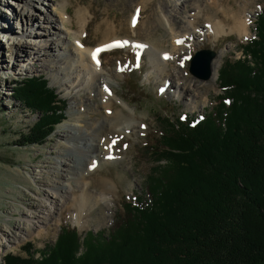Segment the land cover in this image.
<instances>
[{"label":"rangeland","instance_id":"374dc122","mask_svg":"<svg viewBox=\"0 0 264 264\" xmlns=\"http://www.w3.org/2000/svg\"><path fill=\"white\" fill-rule=\"evenodd\" d=\"M98 1L105 4L102 9L107 14L118 19L120 27L126 28H123V32L119 34L123 37L120 40L123 44L105 50L102 55L104 65L99 66L97 70L102 75V81L105 84L102 88L107 91V97L98 93L101 83H94V80L91 82L92 85L89 83L92 78L89 79L90 76L86 74L88 72L80 71L78 74L72 72L69 76H63L51 70L41 72L36 69L30 72L27 71L29 59L25 62L21 61L18 66H11L8 46L12 45L13 40L20 45L18 42L22 36L17 35L16 31L8 34L0 31V57L7 64V70L0 73V233L5 232L7 236H12L10 227L4 225L5 223L10 222L9 225H13L18 219L22 222L27 219L38 220V218L34 220L33 215L37 213L39 201L46 200L44 193H51L48 197L51 201L60 199L58 208L64 207H61V214L53 208H48L52 211L48 223L40 224V226L38 222L35 223L29 233L24 232L20 228L23 224L18 223L20 226L15 227L17 236L13 237V240L7 241L6 234L2 235L0 264H9L10 256L27 257L33 254L39 257L54 246L63 226L74 227L81 238L88 231L94 233L104 231V235L107 236L118 216L123 213L124 203L145 194V182L157 165L153 150L160 144L159 136L164 128L165 119L175 123L177 119L187 121L198 116H206L219 101L218 97L222 94L219 87V75L215 82L210 81L211 78L201 80L192 75L188 69L191 56L199 49L210 48L215 51L216 56L220 54L219 70L225 61L243 58L245 55L242 54L241 45L250 38H257L255 20L264 7V0ZM5 2L6 0H0V18L12 12L7 9ZM227 2L235 9L240 8L242 16L247 14L249 17L251 31L247 36L241 37L234 32L216 36L208 29L207 22L204 20V17L208 15L206 11L210 9V12L221 11L222 7H226ZM41 3H46L49 7L48 1L45 0H39L35 4L43 7ZM132 9L133 13L130 14ZM33 12L35 20L46 24L43 18L45 15L41 10H33ZM136 14L139 21L134 23L138 26L132 28L127 21L129 17L132 20ZM20 18L22 19V16L14 15V28L18 29L20 23L25 26L26 22L24 19L20 22ZM215 19L218 20V17ZM192 22L197 24L193 25ZM27 27H29L27 34L23 36L26 44L35 38L33 32L36 31V26L31 28L29 20ZM195 30L200 37H194L193 41L183 38L179 47H176L180 35ZM127 35L131 38H127ZM173 44L176 45L173 46ZM32 47L31 44H27V48L35 51ZM73 48H75L74 45ZM180 49L181 54L176 56L175 52ZM65 51L68 54L70 52L68 48ZM71 57L78 63L77 55L74 54ZM157 58H165L167 61L165 69L168 73L194 81L199 86L198 94L194 91L191 95L190 93L189 96L186 95L188 100L182 99L184 93H180L178 88L180 80H172L170 76L159 77V68L154 66ZM34 76H43L48 81V86L55 89L59 105L65 110L62 121L55 125L41 144L23 145L21 134L36 121L37 114L30 112L21 102L15 100L13 92L21 80ZM53 77L59 82H52ZM170 82L174 84V89L166 91L163 84L167 85ZM94 99L101 106H98V102L93 101ZM108 99L113 100L115 104L113 111L114 108L116 111L122 110L127 116V130H120L119 134L114 136V143L118 146V148L113 146L114 156L96 163L90 170L95 172L91 176L92 179L86 178L85 182L96 183L90 191L96 199H99L97 202H100L101 206L98 203L93 204L90 200L79 215L74 209L73 201L80 193L81 187L79 188L75 182H70L72 187L67 180L63 179L62 182L70 185L73 193H67L66 198H57L59 195L53 194L54 190L51 186L40 185L35 179L42 175L40 173L45 174L47 171L48 174L53 170V164L59 157L58 151L65 150L66 141L60 138L67 131L74 130L75 135L83 133L84 130L80 132L77 130L86 121L96 122V125H99L98 120L101 121L105 112L109 111V106H106ZM102 102H104L103 106ZM103 148H105L104 144L99 145L100 150ZM49 160L51 163H48ZM47 174L45 175L49 180L51 175ZM104 179L107 182H104ZM110 182L115 183L111 192L100 193L99 188L107 183L111 185ZM100 184L104 185L100 186ZM29 201L37 204L29 207ZM65 201L70 209L63 206ZM46 202L48 204L49 201ZM82 243L81 240L80 244ZM82 250L84 248H79V252Z\"/></svg>","mask_w":264,"mask_h":264},{"label":"trees","instance_id":"16d2710c","mask_svg":"<svg viewBox=\"0 0 264 264\" xmlns=\"http://www.w3.org/2000/svg\"><path fill=\"white\" fill-rule=\"evenodd\" d=\"M255 34L243 58L222 64L206 116L165 119L145 194L124 203L107 236L63 226L48 251L9 264H264V7ZM13 95L37 114L23 145L41 144L63 119L55 89L34 76Z\"/></svg>","mask_w":264,"mask_h":264},{"label":"bare ground","instance_id":"6f19581e","mask_svg":"<svg viewBox=\"0 0 264 264\" xmlns=\"http://www.w3.org/2000/svg\"><path fill=\"white\" fill-rule=\"evenodd\" d=\"M37 1L39 0H6L5 2L6 6H8L7 9L11 10L12 12L8 16H1L0 31L2 30V32L7 34L16 31L17 35L22 36L20 42H18L20 45L15 43L16 41L13 40L12 45L8 46V56L11 59V66H18L21 61L25 62L26 59H29L30 61L27 64V71L30 72L36 69L41 72H47L48 70H51L63 76H69V74L72 72L77 74L80 71L84 73L88 72L86 74L90 76L89 79L92 78L89 80V83L91 84L93 80L94 83H101L98 93L107 97V91L105 88H102V85H105L104 81H102V75L97 70L99 66L104 65L102 58L104 51L109 50V48L113 46L123 44L122 41H120L123 37H120L119 34L123 32L124 27H120L118 19L110 16L104 9H102L105 4L98 0H45L48 1L49 7H47L46 3H41L43 7H38L35 4ZM228 4L229 3L227 2L226 7H222L221 11L216 10L215 12H210V8L209 11H206L208 15H205L206 17H204V20L207 22L208 29L216 36L231 32H234L241 37L247 36L251 31V28H249V17L247 14L242 16L243 14H240V8L235 9ZM33 10H41L42 14L45 15L43 18L46 24L34 19L33 16H35V13ZM132 13L133 9L130 14ZM15 14L22 16V19H24V22H26V27L23 25V23H20L21 25L18 27V29L13 27V24L15 23L13 22V17ZM216 17H218V20L215 19ZM22 19L20 18V22ZM128 19L129 21H127V23L131 24L132 28L138 26L136 25V23L139 21L137 14L132 20L130 17ZM28 20L31 24V28L36 26V31L33 32L35 38L31 41H28L27 43L31 44L35 51L27 48L25 38L23 37L25 36V33L27 34V30L29 28L27 27ZM175 20L173 21V24ZM134 21H136V23H134ZM192 24L195 25L197 22H192ZM126 27L129 31L128 25ZM191 31L187 32L185 35H180L178 38L179 43H176L177 45L173 44V46L176 45L177 47L180 42L182 43L183 38L193 41L194 37H200V34L198 35V31ZM186 35L189 36L190 39L187 38ZM126 37L128 38L129 35ZM15 44H17V46H15ZM73 45L75 48H73ZM67 48L70 51L69 54L65 51ZM161 51L163 52V50H160V52ZM160 52L159 54H161ZM93 53H95V58L93 57ZM74 54L79 58L78 63L77 60L74 58L72 59L71 57ZM175 54L176 56H179L181 54V49L176 51ZM166 63L167 61L165 58L156 59L154 66L159 68V77L164 76L167 78V76H170L172 77V80H180L178 88L180 93H184L182 99L188 100L186 95L189 93V95H191L194 91L198 94L199 86L194 81L186 80L182 77H179L178 75H174L173 73H168L167 69H165ZM219 64L220 54L215 56L211 63V79L209 78L210 81L215 82L218 78ZM6 65L7 64H5L3 58L0 57V73L7 70ZM52 82L58 83L59 80L53 77ZM163 85L166 91L171 90V88L172 90L174 89V84L171 82L167 85ZM110 86L108 87L111 90ZM111 91L113 92V90ZM190 99L192 100L191 97ZM93 101L98 102L95 99ZM103 103L104 102H102V106ZM98 106H101L99 102ZM106 106H109V111L105 112L104 118L101 121L98 120L99 125H96V122L86 121L80 126V129L77 130L78 132L84 130L83 133L76 132L78 134L75 135L74 130H69L63 135L62 138H60L66 141V143H64L65 150L58 151L59 157L53 164V170L49 171L48 174L47 171H43L45 174L51 175V178L48 180L44 173H40L42 175H40V177L36 176L39 178L35 179V181L40 185L51 186L54 190L53 194L57 193L59 195L57 198H66V194L72 192L70 185H66V183L62 182L63 179L67 180L69 183L71 181L75 182L79 188L81 187V189H79L80 193L73 201L74 209L79 215H81L82 210L86 208L85 206L90 200L95 205L97 203L99 205L101 204L100 202H97L98 198L96 199V196H94L90 191V188H93L96 183L93 181L85 182L86 178H89L92 176V174H95V172L93 173L90 171L93 168V165H96V163H98L100 160L109 159L114 156L113 146L118 148L117 144L114 143V136L118 135L120 130H127L128 122H126V120L128 119L126 118L127 116L124 115V112L122 110L116 111L115 108L113 111V106H115V104L111 99H108ZM57 143L59 144L60 142L58 141ZM101 144H104L105 148L100 150L99 145ZM48 163H51V161L49 160ZM89 179H92V177ZM104 182H107V180L104 179ZM110 183L111 185H108V183L106 185L100 184V186L104 185L99 188V190H101L100 193H104L106 191L111 192L112 187L115 186V183ZM70 184L72 186V183ZM49 194L51 193H44L46 200L39 201V204H41H38L39 208L36 210L37 213L33 215L34 220L35 218H38V220L33 221L27 219L22 222V220L18 219L13 225H9L10 222L8 224L5 223L4 225L10 227V233L12 236H7V233L2 232L0 233V238L2 235L6 234L7 241L13 240V237L17 236V233L14 229L17 226H20L18 223L23 224V226L20 228H22L24 232L28 233L30 232L33 225H35L37 222L39 223V226L40 224L46 225L50 220L49 218L51 217L50 214L52 212V208L54 211L57 210V213L61 214L60 210L62 206L58 208V201L60 199L51 201V198L50 200L48 198ZM46 201H49V207ZM35 204L37 203L31 201L28 202L29 207H33ZM63 206L66 208L70 207L68 204H66V201L64 202Z\"/></svg>","mask_w":264,"mask_h":264},{"label":"water","instance_id":"95a60500","mask_svg":"<svg viewBox=\"0 0 264 264\" xmlns=\"http://www.w3.org/2000/svg\"><path fill=\"white\" fill-rule=\"evenodd\" d=\"M216 53L210 48L197 50L190 58L189 72L201 80H208L211 76V63Z\"/></svg>","mask_w":264,"mask_h":264},{"label":"snow or ice","instance_id":"6c2138e0","mask_svg":"<svg viewBox=\"0 0 264 264\" xmlns=\"http://www.w3.org/2000/svg\"><path fill=\"white\" fill-rule=\"evenodd\" d=\"M97 51H99V50H97ZM93 57L95 58V53H93ZM95 165H93V167H94Z\"/></svg>","mask_w":264,"mask_h":264}]
</instances>
